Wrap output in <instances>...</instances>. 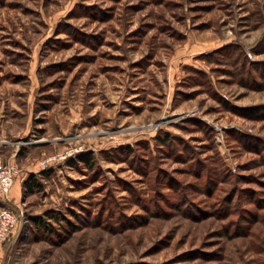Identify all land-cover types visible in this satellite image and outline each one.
<instances>
[{
    "label": "rangeland",
    "instance_id": "1",
    "mask_svg": "<svg viewBox=\"0 0 264 264\" xmlns=\"http://www.w3.org/2000/svg\"><path fill=\"white\" fill-rule=\"evenodd\" d=\"M233 40L264 61V0H0V111L18 135L34 107L14 163L41 183L0 264H264V85L202 58L228 107L184 68Z\"/></svg>",
    "mask_w": 264,
    "mask_h": 264
},
{
    "label": "trees",
    "instance_id": "2",
    "mask_svg": "<svg viewBox=\"0 0 264 264\" xmlns=\"http://www.w3.org/2000/svg\"><path fill=\"white\" fill-rule=\"evenodd\" d=\"M215 54H223L224 57H227L229 59L228 61L232 65V70L230 71V73L235 77L236 81H239L244 85L250 84L253 85L254 87H262L264 85L261 82L258 83L256 77L253 75V73L255 72L257 75L264 77V61L250 60L246 56L244 46L241 42L233 40L222 46L212 49L211 51L206 52L203 55H200V57L203 58L204 60L209 61L212 60V57ZM186 68L195 72V76H199L198 80H200L205 85L206 90H208L211 95L219 98L225 106L237 107V106H230L229 102L224 100L223 96L220 95L219 91L215 86V80L211 77V75H209L207 70L195 67L193 65H188L186 66ZM194 79H196V77H194ZM194 122L198 124V127H202V128L206 127V125L199 120H194ZM204 130L206 131L207 129L204 128ZM172 139H174L173 135L167 131L164 132L163 134H161V131H159L154 136V140L157 142V144L169 145V142ZM142 143L145 145L144 147L151 148L150 143L148 141H138L137 144H142ZM184 144L185 145L182 146V149L184 151L191 150L186 143ZM128 146L130 149L131 146L130 145ZM176 151H179L178 148H176ZM184 151H179V153ZM194 158L196 159V157ZM77 159L81 160L90 167L93 166L91 151L80 153L79 155H77ZM197 165L199 166V164ZM47 172L48 171L46 169L40 171L41 174H47ZM24 188L26 193L34 192L36 190L41 189V183L38 181L37 176L35 174L29 175V177L25 180ZM44 215L47 216V218H51L55 220L59 224L61 223L60 219L62 218V216L58 212H55L53 210H47ZM30 219L41 230H45L47 232L55 231L54 225L53 224L51 225V223L46 221V218H44V216L42 215H33L31 216Z\"/></svg>",
    "mask_w": 264,
    "mask_h": 264
},
{
    "label": "crops",
    "instance_id": "3",
    "mask_svg": "<svg viewBox=\"0 0 264 264\" xmlns=\"http://www.w3.org/2000/svg\"><path fill=\"white\" fill-rule=\"evenodd\" d=\"M228 43V42H227ZM212 49H209L207 52L211 51ZM198 52V53H197ZM205 52V51H204ZM203 51H197L195 49L194 53H191V55L195 54L194 57L188 60V62L184 65V68L188 65H193L198 68H202L207 70L208 68L203 65L202 58L199 56V54L204 53ZM4 107H2V110L0 111V139L3 141H7L9 143H12V145L9 147L7 151L4 150L2 145L0 144V157L4 158L6 157L8 161L12 162H20V159L22 158V155L26 153L28 149H24L25 147H21V144H31L32 140H25L24 138L21 139L22 135H28L30 132H32V113H33V108L34 107H26L27 113H28V118L26 120L25 126H24V131L19 132L18 135H14V133H11L7 128H6V116L4 114ZM21 136V137H20ZM25 140V141H24ZM26 146V145H25ZM4 156V157H3ZM34 163H29V164H23V172L15 179L14 185L11 189L9 199L7 204L10 206V208L17 210L20 209V200L22 198V190L24 187V182L28 178L27 176L29 175L30 172H34L35 168H37V165H33ZM42 170V168H38L37 171ZM2 204V201L0 199V205Z\"/></svg>",
    "mask_w": 264,
    "mask_h": 264
},
{
    "label": "built area",
    "instance_id": "4",
    "mask_svg": "<svg viewBox=\"0 0 264 264\" xmlns=\"http://www.w3.org/2000/svg\"><path fill=\"white\" fill-rule=\"evenodd\" d=\"M249 55H251L250 52ZM48 161L49 159L44 160L43 164L46 165ZM20 172L21 170L16 163L3 162L0 158V199L2 201H8L15 179ZM23 216L22 209L14 210L9 206L0 205V244L11 239Z\"/></svg>",
    "mask_w": 264,
    "mask_h": 264
}]
</instances>
